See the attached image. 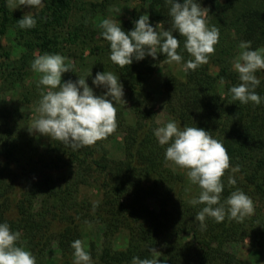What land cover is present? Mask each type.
<instances>
[{
	"label": "trees",
	"instance_id": "1",
	"mask_svg": "<svg viewBox=\"0 0 264 264\" xmlns=\"http://www.w3.org/2000/svg\"><path fill=\"white\" fill-rule=\"evenodd\" d=\"M235 1L195 0L207 12L208 26L219 29V41L208 63L185 71L182 81L174 76L164 81L165 111L182 127L210 131L227 150L230 166H240L234 186L228 185L231 173L225 170L222 200L238 188L264 210V103L240 104L231 100L228 91L240 83L231 69L239 43L251 41L252 49L264 48V7L234 14ZM105 7V2L44 0L36 14V27L21 30L17 27L21 17L11 13L7 0H0V57L10 58L1 46L9 32L24 50L20 57L10 58V64H0V91L6 93L16 86L21 91L18 100L0 102V222L20 233L17 245L29 250L36 264H72L71 242L82 238L81 226L86 224L104 227L102 246L88 244L93 264H131L134 256L151 258L150 248L160 249L167 264H245L226 246L250 238L256 246L264 247V223L249 215L241 222L225 218L217 223L208 218L201 230L195 216L203 205L192 206L183 198L182 178L164 158L167 145H159L153 136L156 124L146 89L153 71L149 57L123 68L110 61L108 43L94 21ZM144 7L158 32L170 28V5L165 0H151ZM142 14H132L121 23L122 28L130 30ZM177 38V52L184 63L190 56L183 50V37ZM72 46L78 49L84 73L90 67L93 77L103 71L119 77L135 122L129 125L115 104L117 128L106 139L78 150L56 140L42 147L28 131L24 112L26 107H36L40 96L36 85L28 82L34 73L30 67L33 51L67 56ZM87 47L95 56L89 64L82 60ZM257 75L261 84L256 92L264 96V73ZM91 78H86L90 87ZM69 79L62 75V81ZM101 93L102 89L94 88V94ZM117 133L122 134L121 160L111 158L104 147ZM85 185L100 194L94 212L93 202L79 199ZM148 200L154 201L156 210L149 207ZM119 230L126 231L127 244L114 250L112 238ZM53 244L60 255L49 262L47 251Z\"/></svg>",
	"mask_w": 264,
	"mask_h": 264
},
{
	"label": "clouds",
	"instance_id": "2",
	"mask_svg": "<svg viewBox=\"0 0 264 264\" xmlns=\"http://www.w3.org/2000/svg\"><path fill=\"white\" fill-rule=\"evenodd\" d=\"M170 17V28L157 31L156 25L149 22L147 13L139 15L133 21V27L125 31L119 20L105 18L101 21V37L108 43L110 61L120 67L138 62L145 57L157 59L158 54L165 62L181 65L185 71L196 70L208 63L219 41V29L209 27L207 12L202 11L201 3L195 0H165ZM12 10L27 8L17 20L21 30L36 27V14L44 7V0H7ZM175 33L176 35H174ZM183 37V50L190 58L182 63L183 57L177 52ZM237 56L231 61L232 71L238 74L239 84L229 88L232 101L240 104L264 103V96L256 92L261 84L258 72L264 73V48L252 49L251 41H241ZM68 58L59 53H44L34 57L31 70L38 74L36 82L40 96L36 103V116L28 131L47 136L73 150L91 146L106 139L117 128V101L123 102V86L119 77L112 72H97L92 76L91 68L75 81H62V75L72 72V66L66 63ZM91 78V87L86 78ZM224 83L223 78L220 81ZM94 88L102 93L94 94ZM153 136L161 146L167 145L165 161L185 170L192 185L199 188L198 196L189 203L192 206L203 205L195 216L201 230L206 228V219L212 218L220 223L227 218L237 222L252 214L253 202L243 191L236 189L222 200L225 170H230L228 185H236L235 173L240 166H230V157L223 144L204 128L181 126L180 121L170 118L162 126L152 130ZM99 202L92 203L95 211ZM20 233L13 231L9 223L0 222V264H36L35 256L26 248L18 246ZM73 249L72 264H93V259L85 242L76 239L71 242ZM149 251L151 258H132L131 264H167V259L158 260L161 253L154 248Z\"/></svg>",
	"mask_w": 264,
	"mask_h": 264
},
{
	"label": "rangeland",
	"instance_id": "3",
	"mask_svg": "<svg viewBox=\"0 0 264 264\" xmlns=\"http://www.w3.org/2000/svg\"><path fill=\"white\" fill-rule=\"evenodd\" d=\"M79 1L85 4L105 2L106 7L104 13L99 14L97 15L96 18H94L96 26H99V24H101V21L105 18L119 20L122 23L126 20H129L132 14L135 16H137L140 12L144 14L146 13L144 5H147L151 0H79ZM220 1L222 3L225 2V0H220ZM235 4L236 6L233 10L234 14L246 12L256 7H258V9L264 7V0H237L235 1ZM10 11L14 16L22 17V15L27 11H29V9L21 8V9L12 10L10 8ZM149 22L151 24H154V22L150 18H149ZM157 26L161 28L159 24H157ZM17 42L18 40L14 37V34L12 32H9L1 39L2 49L4 52H9L8 57H10L11 59L18 58L24 53V50H22L17 45ZM71 49L73 51L71 50V53H69L65 57L68 58L66 60V63L72 66L71 69L72 72L64 73V75H66L67 78L75 79L77 77H80V75H84L87 71L84 73L80 69L81 61L79 59L78 49L76 50L74 46H72ZM239 51L240 49L238 48L236 53L237 55ZM38 55L39 52L37 50H34L33 59ZM10 58L6 59L5 57H0V64H4V65L10 64L11 63ZM94 59L95 56L91 55L90 47H87V49H85L84 51L82 60H84V62L89 64L92 61H94ZM149 61L152 65L153 71L146 83V89L151 95V107L154 112V121L156 127H159L169 120V117L165 111L166 98L163 91V83L169 76H174L175 78L181 81L184 80L185 70L184 68L181 67V65L175 63L172 64L166 63L165 58H160L159 54L156 60H153L151 57H149ZM29 78L30 79H28V82L32 83L33 85H36V82L38 80V74L32 73L31 77ZM123 92H124L123 100L125 101V104L120 101H117L115 104L117 106L118 105L120 106L123 116L126 119L127 123L129 125H134L135 120L129 112L127 92L124 89ZM20 95H21V91L17 86L15 87L14 90L8 91L6 93L0 91V102H11L14 100H18ZM35 108L36 107L24 108V112L28 117L30 125H31V121L36 116ZM33 135L37 138L38 142L41 144L42 147H45L46 143L50 141V138H48L47 136L40 135L35 132H33ZM104 147L111 158L116 160H121L123 158L122 134L120 133L115 134L112 140L104 143ZM169 167L173 172L177 173L182 178L183 198L187 201H190L193 197L198 196L200 190L198 186L192 185L189 182L185 170L175 166L171 162L169 163ZM78 196L79 199L90 200L91 202H96L100 199V194H98V192L94 188L88 187L86 185L80 188ZM252 202H253L254 211L252 214L249 215L250 218L253 219L255 222L264 223V210L261 209L260 207L261 204L254 200H252ZM147 203L151 209L154 210L157 209L153 200H148ZM81 232H82L81 239L82 241L85 242L87 249L89 243H93L97 248H100L102 246L104 240L103 237L104 227L102 225H98V224L82 225ZM126 244H127L126 231L124 230L117 231L112 238V243H111L112 248L114 250H121L126 247ZM226 248L231 253L235 254L236 257L241 261H243L245 264H264V247L256 246L250 238H246L242 242L228 243ZM156 251L161 253L160 249H157ZM59 255L60 252L56 244H53L52 247L47 251V259L49 262H51L53 258H56ZM162 259L165 258L161 253V256L158 257V260H162Z\"/></svg>",
	"mask_w": 264,
	"mask_h": 264
}]
</instances>
